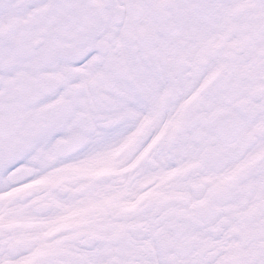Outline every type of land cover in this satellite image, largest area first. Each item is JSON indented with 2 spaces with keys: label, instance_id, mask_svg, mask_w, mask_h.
I'll return each mask as SVG.
<instances>
[{
  "label": "snow or ice",
  "instance_id": "6c2138e0",
  "mask_svg": "<svg viewBox=\"0 0 264 264\" xmlns=\"http://www.w3.org/2000/svg\"><path fill=\"white\" fill-rule=\"evenodd\" d=\"M0 264H264V0H0Z\"/></svg>",
  "mask_w": 264,
  "mask_h": 264
}]
</instances>
